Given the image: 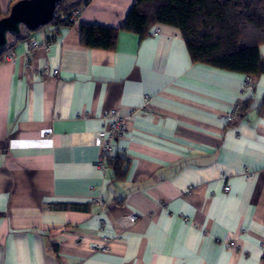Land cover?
<instances>
[{
	"label": "crops",
	"instance_id": "crops-1",
	"mask_svg": "<svg viewBox=\"0 0 264 264\" xmlns=\"http://www.w3.org/2000/svg\"><path fill=\"white\" fill-rule=\"evenodd\" d=\"M134 3L89 0L73 26L29 33L38 49L4 53L0 264H264V72L193 63L163 24L81 45L79 23L117 28ZM115 109L118 180L94 139Z\"/></svg>",
	"mask_w": 264,
	"mask_h": 264
},
{
	"label": "trees",
	"instance_id": "trees-1",
	"mask_svg": "<svg viewBox=\"0 0 264 264\" xmlns=\"http://www.w3.org/2000/svg\"><path fill=\"white\" fill-rule=\"evenodd\" d=\"M88 1H57L50 22L42 27L73 26L72 17L79 15ZM6 14L0 12V18ZM156 24L178 29L193 63L244 75L264 72V61L257 52L258 45L264 43V0H135L117 28L79 23L76 30L82 46L113 51L119 32L144 38ZM31 32L22 27L19 34H10L0 50V63L4 53L28 40ZM126 163V156L120 153L107 160L114 179L125 175Z\"/></svg>",
	"mask_w": 264,
	"mask_h": 264
},
{
	"label": "built area",
	"instance_id": "built-area-1",
	"mask_svg": "<svg viewBox=\"0 0 264 264\" xmlns=\"http://www.w3.org/2000/svg\"><path fill=\"white\" fill-rule=\"evenodd\" d=\"M74 18L72 17V20ZM157 31L156 27L152 29V33ZM40 47L39 42L36 39L29 38L27 42V49L29 51L36 50ZM3 59V58H2ZM57 70H53V74H56ZM253 84V79L247 78L245 82V87H251ZM238 105H236L231 112L226 114L227 122H233L236 119L238 113ZM103 126L100 131L95 136V144L99 146V160L97 161V167L102 170L107 169V160L116 152V142L122 139L126 134L125 119L124 117L115 109L109 110L103 114L102 117ZM229 190L228 185L224 187V191ZM137 216H132V220H135ZM229 247L235 246V241L230 240L228 243Z\"/></svg>",
	"mask_w": 264,
	"mask_h": 264
},
{
	"label": "water",
	"instance_id": "water-1",
	"mask_svg": "<svg viewBox=\"0 0 264 264\" xmlns=\"http://www.w3.org/2000/svg\"><path fill=\"white\" fill-rule=\"evenodd\" d=\"M59 0H16L6 15L0 18V50L10 34H19L22 27L36 30L47 25Z\"/></svg>",
	"mask_w": 264,
	"mask_h": 264
}]
</instances>
